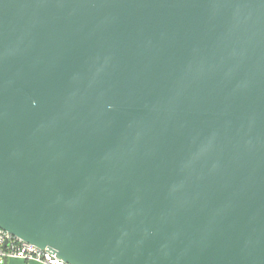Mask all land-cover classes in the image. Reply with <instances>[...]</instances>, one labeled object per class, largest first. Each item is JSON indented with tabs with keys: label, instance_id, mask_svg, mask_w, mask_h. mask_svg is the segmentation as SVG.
<instances>
[{
	"label": "water",
	"instance_id": "water-1",
	"mask_svg": "<svg viewBox=\"0 0 264 264\" xmlns=\"http://www.w3.org/2000/svg\"><path fill=\"white\" fill-rule=\"evenodd\" d=\"M0 228L69 264H264V0H0Z\"/></svg>",
	"mask_w": 264,
	"mask_h": 264
},
{
	"label": "built area",
	"instance_id": "built-area-1",
	"mask_svg": "<svg viewBox=\"0 0 264 264\" xmlns=\"http://www.w3.org/2000/svg\"><path fill=\"white\" fill-rule=\"evenodd\" d=\"M10 259H21L27 263L69 264L53 251L42 250L0 228V264H7Z\"/></svg>",
	"mask_w": 264,
	"mask_h": 264
},
{
	"label": "crops",
	"instance_id": "crops-1",
	"mask_svg": "<svg viewBox=\"0 0 264 264\" xmlns=\"http://www.w3.org/2000/svg\"><path fill=\"white\" fill-rule=\"evenodd\" d=\"M7 264H40V263H36V262L27 263L21 259H10Z\"/></svg>",
	"mask_w": 264,
	"mask_h": 264
}]
</instances>
